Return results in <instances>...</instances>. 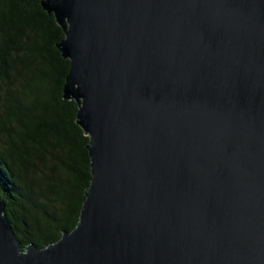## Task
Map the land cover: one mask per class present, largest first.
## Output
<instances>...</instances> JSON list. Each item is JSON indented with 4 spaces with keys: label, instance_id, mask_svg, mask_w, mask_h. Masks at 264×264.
<instances>
[{
    "label": "water",
    "instance_id": "95a60500",
    "mask_svg": "<svg viewBox=\"0 0 264 264\" xmlns=\"http://www.w3.org/2000/svg\"><path fill=\"white\" fill-rule=\"evenodd\" d=\"M90 137L78 224L0 264H264V0H43Z\"/></svg>",
    "mask_w": 264,
    "mask_h": 264
},
{
    "label": "trees",
    "instance_id": "16d2710c",
    "mask_svg": "<svg viewBox=\"0 0 264 264\" xmlns=\"http://www.w3.org/2000/svg\"><path fill=\"white\" fill-rule=\"evenodd\" d=\"M43 0H0V199L24 247L78 224L92 174L79 106L64 97L70 61Z\"/></svg>",
    "mask_w": 264,
    "mask_h": 264
}]
</instances>
